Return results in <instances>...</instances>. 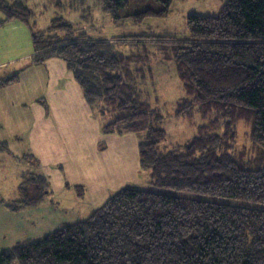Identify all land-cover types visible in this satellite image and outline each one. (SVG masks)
<instances>
[{
  "label": "trees",
  "instance_id": "obj_1",
  "mask_svg": "<svg viewBox=\"0 0 264 264\" xmlns=\"http://www.w3.org/2000/svg\"><path fill=\"white\" fill-rule=\"evenodd\" d=\"M156 1L159 10L136 20L168 17L175 0ZM128 3L100 0L116 22ZM0 11V26L18 20L32 28L22 0H0ZM186 25L188 40H95L61 19L34 31L31 64L64 61L87 103L110 118L105 135L145 134L140 163L152 189L122 188L87 219L4 250L0 264H264V0H228L215 16L188 15ZM123 45L133 50H118ZM154 48L183 85L177 116L216 117L181 150H161L164 117L140 87ZM17 80L0 77V90ZM240 122L250 126L254 157L236 151ZM21 190L24 198L7 206L12 212L38 208L51 195L36 174L23 177Z\"/></svg>",
  "mask_w": 264,
  "mask_h": 264
},
{
  "label": "crops",
  "instance_id": "obj_2",
  "mask_svg": "<svg viewBox=\"0 0 264 264\" xmlns=\"http://www.w3.org/2000/svg\"><path fill=\"white\" fill-rule=\"evenodd\" d=\"M7 23L1 25L0 30H6ZM5 32L0 31V36L5 35ZM12 51L14 41L0 39V69L12 62L9 60ZM32 56L33 54L27 55V64L13 75L0 76H18L16 83L0 90V143L7 148L0 149V160L5 155L11 157V162L6 165L7 171L0 168V183L5 185L4 173H9L14 164L18 170L19 165L25 164L22 163L24 161L32 169L29 175L36 174L46 179L52 199L49 198L38 208L18 213L7 208L9 201L0 199V217L6 225L3 231L0 228V245L5 248L15 247L14 244L22 243L33 236L39 238L61 229L66 224L80 221L78 208L60 203L62 198H66V191L69 193L67 198L79 204L85 203V196L73 195L71 191L77 187L83 189L84 195L86 192L98 194V199L107 195L108 198L101 205L103 206L111 197L109 191L117 192L125 188L128 175L131 174L128 173L126 162L123 165L120 162L113 163L105 169L100 163L99 157L108 154L109 149L104 143H108L109 139H115L118 150L125 152L127 138H134L136 163L132 169L129 168L133 172L132 178L139 176L142 169L139 152L141 136L137 139L136 133L105 135L103 126L96 119L98 114L87 103L82 89L65 62L52 59L43 65H32ZM81 108L84 109L85 117H80ZM90 122L94 123V136L90 141H84L81 146L76 137L77 128L89 125ZM31 158L33 163L29 162ZM89 173L87 180L76 178V175L88 176ZM23 177L24 172L19 175V189ZM58 206H63L64 209Z\"/></svg>",
  "mask_w": 264,
  "mask_h": 264
},
{
  "label": "rangeland",
  "instance_id": "obj_3",
  "mask_svg": "<svg viewBox=\"0 0 264 264\" xmlns=\"http://www.w3.org/2000/svg\"><path fill=\"white\" fill-rule=\"evenodd\" d=\"M22 1L33 13L30 20L32 28L29 24L22 21H10L5 25L6 30H0L6 31L4 34L7 35L0 36V39L7 42L14 41V51L9 55V60H12V62L0 69V76H11L27 64L29 59H27L26 56L33 54L32 35L34 31L48 29L53 25L55 19H61L62 22L72 25L76 34L85 32L90 38L95 40H111L116 38L117 40L123 41H136L152 38V40L156 39L159 41L172 37H176L178 40H188L189 34L186 25L187 16L190 14L215 16L220 12L228 0H175L168 17L149 16L140 21L136 20V15L148 9L155 11L159 10V3L156 0H129L128 6L118 11L120 17L118 22L113 19L111 14L102 11L100 0H84L83 5L81 0H63V4L65 5L63 10H60L56 6L54 0ZM70 4L77 8L71 7ZM4 18V14L0 11V20ZM57 34L62 36L65 32L62 28H57ZM154 49L151 50L148 66H145L146 77L144 81L140 83V87L151 103L152 108L157 111L160 116L164 117V122L161 127L166 131L167 138L162 143L161 150L164 152L181 150L197 135L200 126L215 121L216 117L213 115L208 120H204L197 111H194L192 119L184 116H177L176 110L179 103L185 98L183 85L176 74L174 63L164 61L160 52L157 51L156 48ZM118 50L128 53L133 49L129 45H123L119 46ZM138 80H140V78H138ZM80 117H85V112L82 108L80 110ZM96 119L102 126L110 122L109 117L96 115ZM93 126L94 123L90 122L89 125L77 128L78 133L76 137L81 146L84 141H90L93 138ZM219 130H222L221 126H219ZM249 133L250 126L247 123L240 122L237 126L235 147L238 153H244L247 157L248 155L254 157L255 150H253L254 148L250 141ZM144 135L145 134H137L136 138L138 139L139 136H141V139H143ZM107 142L108 143L104 144L109 149L108 154L99 157L100 163L103 165L102 168L105 169L108 165L113 163L118 164L119 162L123 165L125 161L126 166H128V173H131L128 175V181L125 187L151 190V172L149 170L141 169L139 176L135 178H132L133 172H130L132 166L136 163L134 138H127L125 146L127 147V151L125 152L121 151V149L118 150L115 139H109ZM78 153L83 157L80 151H78ZM83 159L86 160V158ZM9 162H11V157L8 155L3 156V159L0 160V168H5L4 171H7L6 165H8ZM29 162L33 163V158L29 159ZM22 163L25 164L19 165L18 170H16L14 164V170L11 169L9 173H4L3 183L5 185L0 183V199H4L11 203L12 201L24 198L22 190L19 189V175L24 172L25 176H29V173H32V169H30L27 162L22 161ZM95 165H97V160L95 161ZM89 176L90 173L88 176L79 174L76 175V178L79 180H87ZM137 178L138 181H136ZM71 192L77 197L85 196L83 200L85 203L81 202V204H79L71 202L69 198H67L69 197L67 196L69 195L67 191L65 193L66 198H62L60 203L62 205H73L75 208H78L79 211L77 212L81 216V219H79L80 221L91 216L92 213L103 204L106 200L105 198H108L106 197L107 195H103L98 199V194L95 195L91 192H86L84 195V193L81 194V189H73ZM115 192L109 191V197ZM49 198L52 199V197L49 196L47 200ZM50 207L53 206L50 205ZM58 207L64 209L63 206ZM2 220L3 218L0 217V228H2L3 231L6 225ZM36 239H38L36 236L30 238V240ZM18 244L19 243H16L13 246H17ZM7 249L9 248L0 245V254Z\"/></svg>",
  "mask_w": 264,
  "mask_h": 264
}]
</instances>
